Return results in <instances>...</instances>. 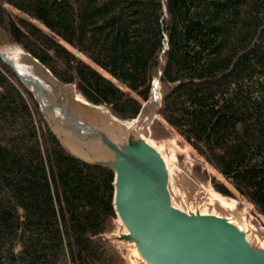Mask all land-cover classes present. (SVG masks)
I'll return each mask as SVG.
<instances>
[{"label":"trees","instance_id":"16d2710c","mask_svg":"<svg viewBox=\"0 0 264 264\" xmlns=\"http://www.w3.org/2000/svg\"><path fill=\"white\" fill-rule=\"evenodd\" d=\"M18 45L122 121L159 82L152 137L178 133L264 219V0H0ZM115 171L70 151L0 57V264H128Z\"/></svg>","mask_w":264,"mask_h":264},{"label":"water","instance_id":"95a60500","mask_svg":"<svg viewBox=\"0 0 264 264\" xmlns=\"http://www.w3.org/2000/svg\"><path fill=\"white\" fill-rule=\"evenodd\" d=\"M0 57L35 92L45 113L56 111L73 134L82 140H97L109 150L103 160L79 157L115 171V207L127 232L111 240L134 243L148 264H264V249L254 245L249 230L241 229L228 216L198 209L185 211L174 205L164 157L137 135L136 123L128 127L110 111L112 120L107 128L71 116L64 104L45 101L40 80L25 75L1 50ZM46 116L50 120L48 113Z\"/></svg>","mask_w":264,"mask_h":264},{"label":"rangeland","instance_id":"374dc122","mask_svg":"<svg viewBox=\"0 0 264 264\" xmlns=\"http://www.w3.org/2000/svg\"><path fill=\"white\" fill-rule=\"evenodd\" d=\"M18 49L22 52L20 56L22 62H30L33 63L34 68L46 70L18 45L8 46L4 52L14 59L15 57L11 53ZM14 60L16 61V59ZM49 74L53 77L51 73ZM53 79L57 82L55 85L56 87L54 86L53 89L49 90V87L45 86L44 91L47 95H49V93L54 94L55 101L69 107V114L71 116L87 118L91 123L97 126H105V128L109 126L106 124L112 119L109 115V110L105 106H97L89 103L77 93L75 86L63 85L54 77ZM158 86L159 82L156 80L152 97L144 104L140 116L133 121L123 122L135 121V131L137 135L144 134L156 148L160 149V153L167 160L170 169L169 188L174 205L185 211L198 209L204 213H215L231 217L233 220L242 223L248 228L254 245L264 249V219L256 215L251 204L241 197H228L218 192L212 184V177L214 175H219L178 133L172 132L169 137L159 139L152 137L151 124L157 115L160 104ZM80 98L84 99L89 104L85 105L87 107H85L86 109H82L81 112L77 113L75 111V106L81 107L84 105L78 102ZM52 112L51 115L55 118L57 112L54 110H52ZM57 116L58 118L56 119L50 117V122H52L55 128L54 130L59 132L62 141L70 151L92 161L103 160L109 155V150L100 142L97 140H82L73 134L68 127L66 128L64 120L60 115ZM219 177L221 178V176ZM215 194H220L229 202L234 201L235 207L230 208L223 205L216 198ZM121 232H125L124 225L121 223L120 219H118L117 229L110 237H115ZM122 247L125 249L128 264H134V262L146 264L141 257H138L134 253L133 247L129 243L123 242Z\"/></svg>","mask_w":264,"mask_h":264},{"label":"bare ground","instance_id":"6f19581e","mask_svg":"<svg viewBox=\"0 0 264 264\" xmlns=\"http://www.w3.org/2000/svg\"><path fill=\"white\" fill-rule=\"evenodd\" d=\"M24 52V51H23ZM12 55H14V59H16V62L19 64V69L23 70L25 72V75L29 76V77H33V78H37L38 80H40L43 84V87L45 88V86L49 87L48 89L51 90L53 89V87L57 84V82L53 79V77H51V75L49 74L50 72L46 69H40V68H34L33 63H26V62H22L20 60V56L22 54L21 50L18 49L16 51H13V53H11ZM13 58V57H12ZM23 58V57H22ZM44 68V67H43ZM56 82V83H55ZM56 87V86H55ZM54 94L49 93V95H47L44 91V97H45V101L47 103L53 101L55 102V98H54ZM76 101V100H75ZM79 103L84 104L81 107L79 106H75V111L77 113L81 112L82 109H86L87 107L85 105L89 104L88 102H86L84 99L80 98L78 100ZM86 107V108H85ZM47 111V110H46ZM49 112V113H48ZM47 113L49 114V116L53 113L52 110H48ZM59 115V113L57 114ZM55 116L54 119L58 118V116ZM50 117H53L52 115ZM78 117V116H76ZM60 119V118H59ZM87 119V118H86ZM89 120V119H88ZM125 123V122H123ZM125 125H127L128 127H133L135 125V121L134 122H126ZM142 137L145 139L146 142H148L149 144H151L152 146L155 147V145L144 135L141 134ZM156 148V147H155ZM162 148V147H161ZM158 151L160 149L156 148ZM167 167L169 168V164L167 162V160L164 158ZM170 172V169H169ZM216 198L225 206L230 207V208H234L235 207V202H229L227 201L224 197H222L220 194H215ZM231 219V221L233 223H235L236 225H238L241 229L248 231V228H246L242 223H239L235 220H233L231 217H229ZM122 223V222H121ZM124 230L125 232H127V229L124 226ZM249 236V235H248ZM130 245L133 247V251L134 253L138 256L141 257L140 252L138 251V249L136 248V246L134 245V243H130ZM134 264H138L137 262H134ZM148 264V263H146Z\"/></svg>","mask_w":264,"mask_h":264}]
</instances>
